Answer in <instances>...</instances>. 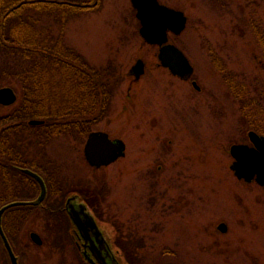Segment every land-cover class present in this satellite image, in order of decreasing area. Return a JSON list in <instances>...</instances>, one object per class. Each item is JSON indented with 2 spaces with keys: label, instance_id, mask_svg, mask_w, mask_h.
Returning <instances> with one entry per match:
<instances>
[{
  "label": "flooded vegetation",
  "instance_id": "obj_1",
  "mask_svg": "<svg viewBox=\"0 0 264 264\" xmlns=\"http://www.w3.org/2000/svg\"><path fill=\"white\" fill-rule=\"evenodd\" d=\"M68 1L92 12L101 7L100 0ZM130 5L131 9L127 8L121 16L123 20L132 17L137 21L133 26H116L121 44L112 58L99 65L82 54L79 58L64 39L62 26H57V60L64 61L67 57L75 67L84 64L86 72L71 73L68 79L63 76L58 80L55 74L42 76L44 97L56 90L54 97L59 105L46 107L56 112V123L47 124L45 118H36L42 122L31 124L28 119L20 134L14 129V112L7 113L11 128L7 134V154L0 155L7 160L5 163L0 160V200L4 201L0 208L16 200V186L20 190L30 189V185L35 188L33 197L22 201L38 197L40 182L24 171L29 169L43 180L46 195L38 204L17 207H56L67 215L71 211L76 222L71 220L70 240L82 264H127L124 258L136 255L140 249L134 242L148 236L154 243L152 251L167 260L163 264H182V260L191 264H264V184L258 180L254 161L256 152L264 162V120L256 112L255 88L248 92V121L238 127L231 121L232 111L226 110L224 114V108L215 105L216 95L206 91L192 58L182 43L175 40L186 24L180 32L166 28L164 41L149 42L140 32L141 21L131 0ZM136 35L141 39L139 46L131 44L132 36ZM254 35L256 45L250 44L251 56L254 68L262 69L263 72H255L261 76L264 29L255 27ZM142 46L151 51L142 53ZM124 47L130 53L128 60L121 53ZM175 49L186 59L185 66L179 65ZM215 77L207 76L210 81ZM13 88L16 101L0 104V110L13 106L15 109L18 93ZM69 88L77 92L71 98ZM140 93L146 95L142 100L146 119L127 126L123 121L126 110L137 108ZM120 101L119 116L111 117L112 103ZM111 123L116 126L111 127ZM53 132L56 136L67 135L73 141L75 137L84 138L83 162L96 172L85 174L79 182L80 189L68 190L59 178L64 164L53 162L43 152L41 142L55 135ZM94 132L107 134L113 142L107 150L116 156L107 164L92 165L84 155L85 143ZM33 143H38L39 150L32 152ZM234 146L241 149L232 152ZM104 171L118 172L123 178L120 199L124 206L118 219L106 218L105 209L101 210V193H94L93 177ZM127 176L131 179H126ZM16 178L20 180L18 184ZM64 189L67 190L62 200L55 195L57 201L45 206L51 194ZM8 209L2 214L1 224L10 241L15 221L13 213L6 214ZM135 226L143 227L140 231L143 235L132 230Z\"/></svg>",
  "mask_w": 264,
  "mask_h": 264
},
{
  "label": "rangeland",
  "instance_id": "obj_2",
  "mask_svg": "<svg viewBox=\"0 0 264 264\" xmlns=\"http://www.w3.org/2000/svg\"><path fill=\"white\" fill-rule=\"evenodd\" d=\"M75 1L78 2V0ZM160 1L171 5L174 9L182 10L186 15V27L175 40L182 43L184 49L192 58L197 69V76L206 91H211L212 94L216 95L217 98L214 99L215 105L222 106L224 114L227 113L226 110L232 111L233 119L231 121L241 127V123L245 124L248 121V92L255 88L256 112L260 115V119L264 120V75H261L263 73H259L261 76L256 75L257 70L263 71L262 69L257 68L256 70L254 68L251 56L252 47H250V44L252 43L253 46L256 41L254 28L260 27L264 29V0ZM62 2L67 4L61 3L58 5L57 10L53 11L44 20L43 26L47 22H51L52 34L54 33V35H57V26L58 28L62 26L63 36L68 44L74 47L78 53L84 55L87 60H92L97 65L103 63L107 58H112V53L116 52L115 48L121 44V41L118 42L116 26H123V24L133 26L135 21H137H134L132 17H127V19L123 20L121 16L122 12L127 8L131 9L130 0H100V10L96 11L97 9H95L94 12L72 7L68 0ZM43 26L39 29H43ZM131 41L132 45L137 44L139 46L141 43L138 35L132 36ZM142 48L141 51L144 54L147 51H151L149 47L142 46ZM125 49L126 47L121 50V53L124 55V60H128L130 53H128V49ZM133 53L135 54L136 51ZM145 57L148 58V56ZM3 59L7 61H3ZM29 63L24 56H19L15 52L7 53L6 56L0 55V68L4 70L3 75L7 74L6 78L12 79V82H10L11 87L21 89L20 84L16 82L19 80L18 71L20 73V69L26 68ZM215 63H218V67L221 69L215 67ZM17 67L19 70H17ZM54 74L57 80L63 77L61 71ZM207 76L216 77L214 81H210ZM230 83H233L234 86L231 87ZM232 89L235 90L234 96L231 93ZM16 91L19 97L20 92L19 90ZM68 93V98H71L73 93L77 92L69 88ZM145 97L146 95L138 94L136 98L138 101L137 108L126 110V119H123V121H126L127 126L130 122L144 121L146 119L144 113H142V100ZM120 104L121 101L112 103L110 107L111 117L119 116ZM13 109L14 106L13 108H4L0 111L6 114L15 113L18 106L15 105V109ZM124 117L125 115L122 113L121 118ZM218 121L220 122V120ZM223 122L226 123L227 120L223 119ZM110 126L115 127L116 125L111 123ZM239 138H241V135H239ZM44 139L41 142L43 152L53 162L64 164L62 173H59V178L68 186V190H71L72 187L79 188V182L85 174L90 175L96 172V170H92L83 162L84 138L75 137L76 140L74 139L73 141L67 135L56 136L55 134L49 139ZM31 149L32 152L39 150L38 143H33ZM101 174H96L98 176L93 177L94 193H101V210L105 209L106 218L118 219L120 209L124 206L120 199L123 178H120L118 172L107 173V171H104ZM16 179L15 183L18 184L20 180L19 178ZM126 179H131V177L127 176ZM66 190H62L59 194H51L45 201V206L48 207L56 200L55 195L60 196L59 201L60 199L62 200ZM35 193V188L32 185L27 190H20L16 186L14 196L19 200H29ZM97 202L99 203L98 200ZM12 209L17 212L22 211L19 226H17V233L15 225H13L14 231L10 236V243L14 251L19 252L20 264H82L71 243L70 236L63 231L64 226L66 228L69 226L64 214L61 215L62 218L60 219L63 221L60 224L57 222L55 215H50L46 208L43 207L22 206ZM257 216L263 217V215ZM146 229L149 230L148 227ZM132 230H136L139 235H143L140 232L143 230L142 226H135ZM31 231H35L40 235L43 241L42 244L39 245L32 241L29 236ZM64 243L65 245L62 247ZM134 243L137 244L136 246L140 245V249L136 255L124 258L127 264H163L167 261L164 257H158L157 253L152 251V244L154 243L149 236L141 241L136 240ZM4 255L3 252H0V260ZM182 264H191V261L182 260Z\"/></svg>",
  "mask_w": 264,
  "mask_h": 264
},
{
  "label": "trees",
  "instance_id": "obj_3",
  "mask_svg": "<svg viewBox=\"0 0 264 264\" xmlns=\"http://www.w3.org/2000/svg\"><path fill=\"white\" fill-rule=\"evenodd\" d=\"M58 1L0 0V55L6 56L7 53L15 52L19 56H24L26 60L30 62L26 68L20 69V73L18 71L19 80L16 81L20 84L21 88L19 89L15 87V89L19 90L20 92L16 103L18 109L14 113V120L16 121V126L14 125V129L18 133H20L23 127L26 126V121L31 118H45L47 124L56 123V112L49 109L46 110V107L48 106L59 105L58 101L54 97L56 90H51V92L48 93L50 95L45 98L44 93L41 89V82H43L42 76L45 73H50L52 75L56 72L61 71L64 78L68 79V74L78 73L79 75H82L86 72L85 69L87 67L84 64H80L79 66L75 67L70 63V59H68L67 57L65 58H67L68 60H65V58L64 61L57 60V40L54 33L52 34L51 22H47V24L43 26L44 20H46V18L49 17V15L53 13V11H56L58 5L61 4V1ZM62 4L67 3L63 2ZM41 26H43V29H45V31L47 32H45L43 29L40 30L39 28ZM74 53L79 58L81 57L80 53ZM44 58H47L48 62L44 61ZM5 60L6 59H3V61ZM17 70H19L18 67ZM3 74L4 70L0 68V86L8 84L10 85L12 79H8V77L6 78L7 74ZM9 124L8 114H0V147L4 149L3 151H0V155L3 156H6L7 154V134L10 131L9 129L11 128ZM0 160L4 163L7 161L5 157H2V159L0 158ZM65 195L66 194H64L63 196ZM9 201H11V199ZM2 202L4 201L0 200V205ZM46 210L50 215H55L57 222L60 224L63 221L62 219H60L62 218L61 215L64 214V217L67 219L69 226H67V228L64 226L63 231L70 236L71 221L66 212L63 209L56 207L46 208ZM7 213L14 214L13 217L15 221V230L17 233V226H19L22 211L17 212L16 210L10 208L6 211V214ZM64 245L65 243L62 245V247ZM0 252H3L5 254L4 257L0 260V264H10L8 254L2 244L1 239ZM15 253L18 255L20 263L19 252L17 253L15 251Z\"/></svg>",
  "mask_w": 264,
  "mask_h": 264
},
{
  "label": "water",
  "instance_id": "obj_4",
  "mask_svg": "<svg viewBox=\"0 0 264 264\" xmlns=\"http://www.w3.org/2000/svg\"><path fill=\"white\" fill-rule=\"evenodd\" d=\"M132 5L136 8V15L141 21V29L140 32L144 39L149 42L153 41H164L166 39V28H171L175 32H180L186 24V16L181 10H177L174 8H170L166 5H163L158 2V0H131ZM176 53L180 57L179 65L185 66L186 59L182 55V53L175 49ZM172 67V66H171ZM187 67L188 66L187 63ZM17 99V95L12 87L10 86H2L0 87V104L9 105L15 102ZM31 124H36L42 122V120L32 119L29 121ZM113 142L108 138V135L101 132L91 133L88 137L85 146H84V155L88 162L92 165L99 166L101 164L109 163L116 155L113 153H109L107 150ZM241 149L238 146H234L232 148V152L235 150ZM246 154V153H244ZM255 170L259 172L258 180L264 184V162L260 155L255 152ZM26 173L34 176L40 182V193L38 197L32 201H22L15 200L7 203L6 205L0 208V235L4 244L5 249L7 250L10 263L11 264H19L18 257L13 251V248L7 239L4 231L2 229L1 219L3 212L10 207L25 205V204H38L40 203L46 195V188L41 177L33 171L29 169H24ZM71 220L75 223L76 219L74 214L71 211H68ZM93 221V224L96 227V224L92 217H90ZM30 238L36 244H42V239L40 235L32 231L30 232ZM165 264H175V263H165Z\"/></svg>",
  "mask_w": 264,
  "mask_h": 264
}]
</instances>
